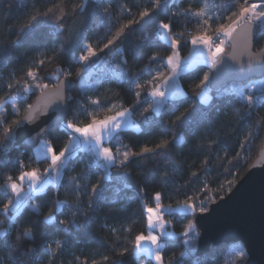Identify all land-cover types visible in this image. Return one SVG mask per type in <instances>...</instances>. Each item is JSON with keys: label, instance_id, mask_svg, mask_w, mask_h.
I'll return each instance as SVG.
<instances>
[{"label": "snow or ice", "instance_id": "snow-or-ice-1", "mask_svg": "<svg viewBox=\"0 0 264 264\" xmlns=\"http://www.w3.org/2000/svg\"><path fill=\"white\" fill-rule=\"evenodd\" d=\"M182 2V0H178ZM238 4V6H237ZM193 7L196 8L193 11ZM221 7L225 11L231 10L230 16H213L207 11V4L203 6L199 4H190L184 10H172L169 6V0H150L149 6L139 11V18L129 19L128 23L120 24L114 34H110L107 42L99 49L95 50L90 44H83V29H86L92 18H99L100 24L107 21L108 33L111 29L117 27L112 22L111 0H80L78 4L73 5L71 13L65 10L66 6L63 0L59 3H53L46 11L41 13L38 9L33 8L32 14L28 18V22L22 26L15 28L9 27L7 32L9 35H15V39L11 41L13 49L8 48L4 44H0V64L8 62L12 55V51L21 46L22 39L28 41H36L38 38V29L46 25L54 35L61 37L59 44L53 42L51 47L46 45H37V58L31 62L32 66L28 67L24 76L23 83L14 80L7 84L8 92L0 96V165H19L18 175H8L4 177V191L11 192L8 203L3 204L0 208V215H3L8 221L6 228H0V264H56V261L62 255L67 247V241L74 234L87 226L89 222L95 220L98 210L104 212V216H111L118 219V214L126 210V205L118 204L120 188L114 189L112 197L104 195V186L106 182H111V170L121 171V183L125 189H133V185L129 183L131 172L129 166L135 161L144 162L156 156L166 155L173 147H182L188 143V138L178 129L185 128L190 132L198 147L203 146L204 141L211 137L215 129L212 127L213 120L207 111H201L197 108V103L202 108H208L212 102L211 85L214 79H220L223 75L232 71L231 65H226L224 61V44L225 40L220 37L230 38L237 28L242 25L248 26L247 35L254 38L255 31L264 32V0H229V2ZM235 9V10H233ZM121 13L131 10L126 4L120 5ZM163 15L164 19L156 20L155 17ZM54 17V19H53ZM71 17V23L67 21ZM80 17V19H76ZM121 17H118L120 19ZM183 20L185 24L195 22L198 27L203 29L202 34L192 35L190 40L184 39L181 34L173 32L174 26L178 21ZM221 21L215 27V37L208 34L207 29L216 21ZM151 21L152 28L149 32H145L140 36L136 45L131 48L132 55L139 59V46L145 42L152 41L158 47L162 48L166 55L149 57V62L141 69H137V73L143 74L149 72L151 74V66L153 64L161 65L166 71L157 69V74L151 79L145 81L149 90L144 93L150 99L146 102L149 110L157 117L165 112L170 113L168 123L161 125L162 130L171 131L170 139H161L154 147L142 146L139 151H133L129 145L121 143V133L132 130L141 133L143 129L140 125L130 118L131 112L136 110V106L140 104V97L144 92V85L138 81V76L132 73L129 68L125 70L121 65H127L126 56L123 57L119 65H113L119 71L112 72V78L123 82H128L130 88H134V101L129 108L113 110L116 105L109 103L105 106V114L101 118L97 109L102 106V99H90L86 104L77 102V116H83L88 112V108L93 110L88 112L87 122L80 125L78 120H66L69 112V106L73 97L66 96L65 93L73 88L74 78L68 68L58 65L51 75H41L40 69L45 64L56 63L61 57H66L69 62H75L79 65L75 73V79L83 84L86 77L91 76L90 67L95 64L100 53L105 50L112 49L117 44H123L128 36L135 31L134 26H143ZM217 40L219 42H217ZM191 43L195 50V55L190 61L185 59L182 61L180 51L183 44ZM80 46L82 54L76 55L75 49ZM42 47V51L40 50ZM206 50V56L201 51ZM120 53H125V48L116 49ZM24 53H21L23 55ZM238 65L239 71L243 72L245 66L248 70H252L253 63L260 65V71L264 72V56L258 60L253 58L245 62L244 60L233 61ZM108 63H111L109 61ZM197 65H206L209 71H204L199 79V83L195 85L192 95L197 98V103H189L183 111H179L180 107L186 102L188 93L185 92L178 83L181 72H192L196 70ZM37 69V70H34ZM63 76V79L60 77ZM46 80L58 81L56 84V102L55 104H46L44 111H40L38 107L31 104L26 105L27 114L22 119H15L19 116L20 107L18 104H25L29 94H35L39 91L44 94L49 88ZM2 90V88H0ZM236 92V89L230 90ZM221 93H218V95ZM225 95L229 94V90H225ZM240 100L243 110L234 109L231 112H225L224 117H235L236 126H243L246 129L244 141L240 147L244 148L245 143L251 144L261 132H264V113L254 116L264 108V95L254 96L249 94L244 96L240 93ZM179 112L177 115L176 113ZM55 113L54 116H50ZM144 114L141 113V116ZM13 117L9 122V117ZM43 118V119H42ZM151 117H146L145 122L150 121ZM42 125V126H41ZM208 125V127H205ZM38 129V130H37ZM59 132L66 137V142L61 140L54 133ZM48 137V138H45ZM219 137H217V140ZM217 140H213L208 144L211 148ZM108 142L109 146H104ZM35 145L36 160L38 163H47V167L41 172L38 168L24 169L31 164L33 155L27 151V148ZM21 146L25 147V151L19 152V155L12 157L13 150L19 151ZM115 149V151H113ZM84 152L86 157L84 165L75 175L69 176L67 180L64 177L67 172L73 168V162L77 159L78 154ZM25 156H27L28 164H25ZM240 153L237 152V159ZM7 158V159H5ZM103 161V163H101ZM96 167L104 169V172L92 183L93 170ZM171 173H165L158 178L161 187H166L170 182ZM195 172L192 176H196ZM27 185L28 192L24 193L23 188ZM89 185L90 188H89ZM49 186L56 189V197L51 202V207L47 215L40 219L39 236L42 238L47 234L48 228H54L57 232L63 234V239L45 241L37 244V229L39 226L34 221L32 225L21 229L16 224L17 219L23 213L24 207L30 199L39 195H46ZM191 186V177L189 182L179 187L188 188ZM64 189L65 195L74 197V202L69 203L67 199H60L59 192ZM87 200H84V197ZM163 193L157 191L154 196L145 203L142 200L143 212L147 221V234L140 232L134 237L132 251L137 255H144L152 260L155 264H164V255L166 246L170 241L177 238L182 239L183 251L179 253L181 259H173L169 264H183V258L195 255L200 245V233L196 231V224L199 220L196 218V210L199 208L201 213L211 210L206 207L205 201L199 204L195 203L191 196L186 194V202L178 204L176 208L169 206L165 209L160 201ZM129 199H132L129 197ZM192 201V202H187ZM154 207L148 206L153 203ZM67 208L68 216L63 217L62 209ZM106 209V211H105ZM31 211L36 217L41 215V206L33 204ZM165 214L170 216L179 215L181 220L189 215L193 217L188 221L187 227L180 234L167 230L165 222ZM193 220L196 222L194 223ZM3 224V221H0ZM16 229L14 238L12 230ZM108 229V225H103ZM131 233V228L126 227L121 222L120 229L111 228L112 234L119 231ZM115 243V242H114ZM55 244V247H53ZM226 247V246H225ZM224 251V247L219 249L213 248V252ZM114 253V254H113ZM129 253V248L124 247L120 251L114 249L109 255L94 252L93 255H101V261L93 259L91 264H122V259ZM243 260L247 264L250 259V250H246L242 246L234 247L231 252L224 255L223 264H235L232 256ZM77 261L79 258H76ZM87 264V261H85ZM194 264H204L202 260L197 258ZM257 264H264V247L261 248Z\"/></svg>", "mask_w": 264, "mask_h": 264}, {"label": "trees", "instance_id": "trees-1", "mask_svg": "<svg viewBox=\"0 0 264 264\" xmlns=\"http://www.w3.org/2000/svg\"><path fill=\"white\" fill-rule=\"evenodd\" d=\"M54 2L59 3L60 0H0V44H4L8 48L13 49L14 46L11 44V41L16 37L15 35H9L7 29L9 27L18 28L27 23L29 16L32 14L33 8L38 9L43 13L49 7H52ZM79 2L80 0H63L64 5L66 6L65 10L69 13H71L73 5L78 4ZM221 2L225 5L229 0H182V2H178V0H169V6L172 10H184L188 8L190 4H199L200 6H203L205 3L221 4ZM149 3L150 0H111V19L113 24L117 27L112 28L111 33H108L106 20L104 24H100L99 18H92L89 21L87 28L82 30V43L90 44L99 52V49L107 42L109 35L114 34L120 24H126L129 19L132 18L138 19L139 11L148 7ZM121 4H126L130 8L131 15H129L128 12L121 13ZM192 10L195 11L196 8L193 7ZM230 15L231 10L225 11L222 7L213 18ZM118 17L121 18L118 19ZM76 19H80V17H77ZM155 19H164L165 22H167L163 15H158ZM67 22L69 24L71 23V17ZM220 22L221 21L217 20L216 23L212 24L211 27L207 29L209 35L215 32V27ZM134 28L135 31L128 36L127 40L122 45L117 44L112 49L100 53L95 64L90 67L91 76L85 78L83 88L81 87V83L75 79V73L79 68V65L75 62H69L66 57H61L56 63L45 64L44 68L39 71L41 75H51L58 65L68 68L70 64L74 83L73 88L66 93V96L71 95L73 100L70 103L66 120H73L74 122L78 120L79 124L83 125L87 122L88 112L93 109L89 107L88 112H85L83 116H77V102L86 104L90 99L107 98L102 99V106L100 109H97L101 118L105 114L104 108L109 103V99L111 100V103L116 105L113 112L109 114H114L116 110H121V105L123 108L131 107L135 99V89L130 88L128 82L121 83L112 78L111 75L113 71H119V69L114 68L113 65H119L121 59L126 56L128 63L127 65H121V67L125 70L130 68L132 73L138 76L137 82L144 85V92L141 94L140 104L136 106L135 111L131 112L134 122L138 123L143 131L141 133H136L132 130L122 132L121 143L132 147L133 151H139L142 146L146 145L154 147L155 144L161 141V139L171 138V131H164L161 128V125L168 123L170 113L165 112L163 115L157 117L150 110L145 112V109L149 108V104L146 101L150 99L144 95V93L149 90L145 81L151 79L152 76H155L157 74V69L160 71H166V69L159 64H153L150 70L151 74H149V72H144L142 75L137 73V69H141L149 62L150 56L155 55L159 57L168 53H165L162 48L158 47L152 41H148L139 46V59L134 57L131 48L136 45L141 35L151 30L152 23L149 21L143 26H134ZM202 32L203 29L198 27L195 22L185 24L181 19L176 26H174L173 32L169 33V35L172 36L174 33H179L184 39L190 40L192 35H200ZM61 39V37L54 35L46 25H43L38 29V38L36 41L22 39L21 46L12 51V55L8 62L0 64V88H2V90H0V96L4 95L5 92H8V83L13 82L14 80H19L23 83L28 67H31L32 60L37 58L38 44L51 47L53 42L59 44ZM252 44L253 49L255 50L261 48L264 45V32L258 30L253 38ZM120 47L125 48V53L122 54L116 50ZM190 48V43L183 44L180 55L183 57L187 56L190 52ZM40 50L42 51V47ZM75 52L77 56L82 54L79 45L76 47ZM21 53L24 54L21 55ZM109 61H111V63H108ZM34 70L37 69L34 68ZM204 71H209V68L206 65H197L195 71L180 73L178 81L180 87L188 93V97L186 102L180 107L179 111H183L189 103H197V98L192 95V91L195 89V85L199 83V79ZM62 77L63 76L60 78ZM57 82L58 81L52 80L45 81L49 86ZM231 83L232 82H229L225 84V86ZM225 86L214 90L212 89L211 95L213 99L208 108H202L197 103V108L199 110L207 111L210 114V118L214 122L212 127L215 129V131L212 132L211 137L204 141L203 146H197L192 134L188 132L187 129H178V132L187 136V144L182 147L171 148L164 156H156L154 159L150 158L144 162L135 161L129 166L131 177L128 182L134 186L133 189L123 188L120 180L121 171L112 169V179L110 183H105L104 195L110 198L114 194V189L120 188L121 192L116 207H119L120 204H124L126 205V210L118 214V219H114L111 216L105 217L104 212L100 210L94 213L96 217L95 220L89 222L87 226L80 229L78 232L74 230L73 236L68 239L67 247L56 261V264H85V261H87V264H91L93 259L101 261V255H93L94 252L109 255L113 249L115 251H120L124 247L129 248V253L123 257L122 264H154L152 259L144 255L137 256L132 251V244L130 243V241H134L136 234L146 231L147 225L145 214L143 212L142 200L147 203L154 196L155 192L160 191L163 193V198L160 201L162 206L175 207L178 204H183L186 202L187 194V196H191L197 204L201 201H205L207 207L211 201L218 199L229 192L231 186L240 179V176L248 169L251 161L257 156V152L264 140V132H261L251 144L245 143L244 148L240 147L241 142L244 141L246 129H243L242 125L236 126L235 117H224L223 114L226 111L231 112L234 109H241L242 111L243 105L238 92L233 93L229 90V94H223L224 90L222 89ZM38 93L39 91L35 94H29L25 104H18L21 111L19 116L14 117L15 119L25 113L26 105L30 104ZM218 93L221 94L218 95ZM141 113L144 115L141 116ZM261 113H264V108H261L259 112L254 113V116H259ZM176 114L178 115L179 112ZM146 117H151L152 119L146 123ZM12 118L13 117L11 116L9 117V122ZM205 127H208V125H205ZM54 135L59 136L61 140L66 142V137H63L58 131L54 133ZM217 137H219L218 140ZM213 140H217V142L209 148L208 144ZM105 144L109 145L108 142ZM32 147L33 146L27 148V151L31 152ZM22 151H25L24 146H21L19 151L13 150L11 155L12 157H16L19 155V152ZM113 151H115V149H113ZM237 152L240 153L239 159H237ZM86 155L87 154L84 152L78 154L77 159L73 162V168L69 170L64 177L65 181L69 176L75 175L80 171L84 165ZM24 159L25 164H28L27 156H25ZM28 165L42 171L47 163H38L33 157L31 164ZM27 169L30 170L29 168ZM165 171L172 175L167 186L161 187L158 178L162 176ZM103 172V168L96 167L93 170L92 183H95L96 179ZM193 172L197 174L194 177L192 176ZM18 174L19 165H0V208H2L3 204L8 201L5 199L6 195L11 197L10 192L6 193L4 191L3 185L5 180L3 178L8 175L15 176ZM190 177L191 186L188 188L179 187V190L177 191L178 186H183L188 183ZM90 186L91 185H89V188ZM55 197L56 189L49 186L46 195H39L28 201L23 209L22 215H20L16 221V224L19 225L21 229L32 225L34 221L36 222L39 226L35 229L37 231V244H42L45 241L63 239V234L57 232L51 227L47 229V234L44 237L41 238L39 236V228L43 227V225L40 224V219L48 214L51 202ZM129 197L132 199H129ZM59 198L62 200L67 199L69 203L74 202V197L66 196L63 188H61L59 192ZM84 200H87L86 196L84 197ZM33 204L41 206V215L39 218L31 211ZM148 205L153 206L154 202L148 203ZM62 211L64 216L59 218H67V208L62 209ZM198 211H200L199 208H197L196 214ZM164 218L171 222L170 224L173 232L177 234L182 233L187 227L188 221L193 219L191 215L181 220L179 215L170 216L167 214H165ZM0 221H3V224H0V228H6L8 226V221L3 215H0ZM121 222H123L126 227L131 228L130 234L121 230L114 235L109 231L111 228L120 229ZM105 224L108 225V229L103 228V225ZM15 234L16 229L13 228V238ZM231 245L232 243L221 242L220 244L214 245L209 251L199 254L197 257L192 255L184 257L183 264H194V261L197 258L202 260L204 264H223L225 253L231 252ZM53 247H55V244H53ZM220 247H224V251L213 252V248L219 249ZM183 250L181 238L170 241L163 253L164 264H169V261H172L174 258L177 260L181 259L179 253ZM77 257L79 258L78 261L76 259ZM233 257L234 256H232V260L235 261V264L243 263V260ZM4 264H7L6 260Z\"/></svg>", "mask_w": 264, "mask_h": 264}, {"label": "water", "instance_id": "water-1", "mask_svg": "<svg viewBox=\"0 0 264 264\" xmlns=\"http://www.w3.org/2000/svg\"><path fill=\"white\" fill-rule=\"evenodd\" d=\"M247 32L248 26L242 25L230 37L229 48L224 51L223 56L225 64L231 65L232 71L218 80L214 79L211 85L213 90L229 82H247L253 78H263L264 72L260 71L258 63H253L252 70H248L245 66L244 71L240 72L238 65L233 62L238 60L247 62L253 58L258 60L264 56V45L259 49H253V38L249 37ZM56 84L58 82L50 85L44 94L39 92L30 104L38 107L40 111H44L46 104H55ZM26 114L25 111L17 119H22ZM54 115L55 113L50 114V116ZM207 208L211 210L210 215L208 212L200 211L196 214L199 220L196 228L200 233V245L192 256L197 257L221 242H238L246 250H250L247 264H257L260 250L264 247V140L257 156L240 179L231 186L226 195L211 201Z\"/></svg>", "mask_w": 264, "mask_h": 264}, {"label": "rangeland", "instance_id": "rangeland-1", "mask_svg": "<svg viewBox=\"0 0 264 264\" xmlns=\"http://www.w3.org/2000/svg\"><path fill=\"white\" fill-rule=\"evenodd\" d=\"M222 5H223L222 2H221V4H219V3H217V4H215V3L214 4H212V3L207 4V6H208L207 11L212 16H215L216 13L218 11H220V9L222 8L221 7ZM222 39L225 40L224 49L226 51L229 48L228 43H229L230 38L223 37ZM232 89H236L237 90L236 92H238L239 94L242 92L244 96H247L249 94H252L254 96L264 95V80H263V78L257 77V78H253V79L247 80V82H237L236 81V82H232L229 85H226L222 90L225 91V90H232ZM30 167L31 166L28 165V167L25 168V171L28 170L27 168H29V169L32 168V167L31 168ZM27 192H28V188L26 189V192H24V193H27ZM8 198L9 197L6 195V198L5 199L8 200ZM150 207H152V206H150ZM232 244L235 247L238 246V245L244 247L241 243H238V242H232ZM139 264H142V263H139ZM154 264H155V262H154Z\"/></svg>", "mask_w": 264, "mask_h": 264}, {"label": "crops", "instance_id": "crops-1", "mask_svg": "<svg viewBox=\"0 0 264 264\" xmlns=\"http://www.w3.org/2000/svg\"><path fill=\"white\" fill-rule=\"evenodd\" d=\"M190 52H189V54L187 55V56H181L180 55V57H181V59H182V61L183 60H185V59H187V60H191V59H193V57H194V55H195V50H194V47H193V45L190 43ZM201 51L204 53V55L206 56V50H203V49H201ZM178 83H179V81H178ZM130 118L133 120V117L131 116V114H130ZM134 121V120H133ZM104 146H109V145H107V144H105ZM35 145L32 147V150H31V153L33 154V157H34V159L36 160V154H35V151H34V149H35ZM101 163H103V161H101ZM48 165H46V167H47ZM45 167V168H46ZM43 171V170H42ZM41 171V172H42ZM26 189H27V185H25L24 186V188H23V192H26ZM10 191H8V193H9ZM11 193V192H10ZM4 194V193H3ZM2 195V194H1ZM12 195V194H11ZM9 199V198H8ZM7 203H8V201H7ZM152 207H154V205L152 206ZM165 209H167L169 206H163ZM177 207V205L175 206V207H173V208H176ZM164 220H165V222H168V220H166L165 218H164ZM146 225H147V221H146ZM167 230H169V231H173V229H172V227H171V224L170 223H167ZM145 233V235L147 234V226H146V231L144 232Z\"/></svg>", "mask_w": 264, "mask_h": 264}, {"label": "built area", "instance_id": "built-area-1", "mask_svg": "<svg viewBox=\"0 0 264 264\" xmlns=\"http://www.w3.org/2000/svg\"><path fill=\"white\" fill-rule=\"evenodd\" d=\"M211 35L215 37V32L212 33ZM222 38H223V37H220V39H222ZM217 42H219V41L217 40ZM234 247H235V246H233V244H232L231 247H230V251H231Z\"/></svg>", "mask_w": 264, "mask_h": 264}]
</instances>
